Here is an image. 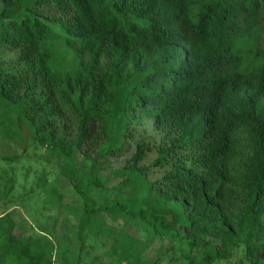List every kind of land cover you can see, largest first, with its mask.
<instances>
[{"label": "trees", "instance_id": "obj_1", "mask_svg": "<svg viewBox=\"0 0 264 264\" xmlns=\"http://www.w3.org/2000/svg\"><path fill=\"white\" fill-rule=\"evenodd\" d=\"M147 120L160 144L137 143L111 191L108 162ZM0 141L44 151L65 185L45 174L32 193L67 216L24 237L1 215L0 264H82L93 239L119 264L165 240L175 264L241 247L264 264V0H0ZM151 168L168 170L149 182Z\"/></svg>", "mask_w": 264, "mask_h": 264}, {"label": "rangeland", "instance_id": "obj_2", "mask_svg": "<svg viewBox=\"0 0 264 264\" xmlns=\"http://www.w3.org/2000/svg\"><path fill=\"white\" fill-rule=\"evenodd\" d=\"M7 60H11L15 57V54L5 52ZM135 138L127 144V151L121 157L110 159L107 165V170L103 173V177L106 179L107 188L111 191L117 188V186L123 181V178L116 177L113 172L123 169L127 162L132 158L136 151V144L142 141H148V137H153L156 145L160 144V136L154 133L151 129V124L147 120L142 126L135 127ZM27 147V146H26ZM24 152V147L18 143L13 142L5 144L0 141V158L2 157H19L17 163L3 162L0 160V216L12 212L13 219L18 225V231L20 236L28 237L30 235H39L41 228L51 229L54 225V220L59 218V223L56 224L55 231L58 233L59 228L62 225V220L67 216L61 211H51L50 208L46 207L45 194L41 190H37L32 193L35 189L36 183L39 179L47 174L49 184L56 183V180L62 183L63 179L58 178V171L53 166H48L45 162V153L41 149H36L33 146L27 148ZM157 159V153L154 151L150 154L147 159L141 164V167H151L152 163ZM168 169L151 168L147 180L154 182L164 177ZM15 177L16 185L13 191H9L4 186V182L8 178ZM113 194V192H112ZM64 202L69 206H77L79 204L78 198L75 194L67 189L64 192ZM72 220L69 230H73L74 226L77 225L74 218ZM109 225H112L110 221H107ZM123 222L115 225L116 229H120L123 226ZM129 231H133L132 227H129ZM61 233V231H59ZM134 234V233H133ZM69 235V234H68ZM66 234L67 242L70 245V256H76L80 248V242L77 239V235L68 237ZM135 235V234H134ZM138 239L140 237L143 241L146 237L140 232L136 235ZM173 243L169 240H165L162 244H156L151 246L140 264H156L159 258L163 260L160 264H175L169 262L171 259L181 257L171 252L167 256L164 254L172 247ZM183 258V257H182ZM185 261V259H184ZM82 264H119L116 263V258L110 252V247H102L99 240L89 241L87 247L84 248ZM186 264V263H184ZM216 264H249L245 258L244 248L238 249L231 260L227 262H217Z\"/></svg>", "mask_w": 264, "mask_h": 264}, {"label": "built area", "instance_id": "obj_3", "mask_svg": "<svg viewBox=\"0 0 264 264\" xmlns=\"http://www.w3.org/2000/svg\"><path fill=\"white\" fill-rule=\"evenodd\" d=\"M52 264H60V263L57 261L55 255L53 256Z\"/></svg>", "mask_w": 264, "mask_h": 264}]
</instances>
